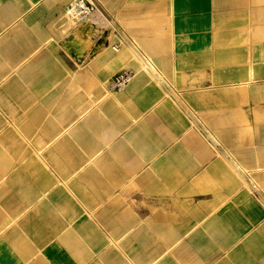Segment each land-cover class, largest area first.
<instances>
[{"label":"crops","instance_id":"obj_1","mask_svg":"<svg viewBox=\"0 0 264 264\" xmlns=\"http://www.w3.org/2000/svg\"><path fill=\"white\" fill-rule=\"evenodd\" d=\"M75 1L0 0V264H264V0Z\"/></svg>","mask_w":264,"mask_h":264},{"label":"built area","instance_id":"obj_2","mask_svg":"<svg viewBox=\"0 0 264 264\" xmlns=\"http://www.w3.org/2000/svg\"><path fill=\"white\" fill-rule=\"evenodd\" d=\"M72 15L77 19L78 28L90 23L92 15L96 12V6L91 0H76L71 8ZM77 28V29H78ZM136 75L132 68H125L115 75L107 84L108 90L112 93L124 91Z\"/></svg>","mask_w":264,"mask_h":264},{"label":"water","instance_id":"obj_3","mask_svg":"<svg viewBox=\"0 0 264 264\" xmlns=\"http://www.w3.org/2000/svg\"><path fill=\"white\" fill-rule=\"evenodd\" d=\"M83 27H84V26H83ZM83 27H79V28H78V32H79V33L81 32V30L83 29ZM74 42H76V36H74V35H70V36L66 39V41L64 42V46H65V48L67 49V51L69 52V54H70L72 57H74V58H76V59H82L84 56L80 57V55H77L74 51L71 50V47L68 46L69 43H74Z\"/></svg>","mask_w":264,"mask_h":264},{"label":"bare ground","instance_id":"obj_4","mask_svg":"<svg viewBox=\"0 0 264 264\" xmlns=\"http://www.w3.org/2000/svg\"><path fill=\"white\" fill-rule=\"evenodd\" d=\"M96 14H97V12H96L95 14H93V16H95ZM97 21L100 22V20H97ZM84 27H85V28H84L85 30H86V27H88V28H90V29H94V26H93L92 24H89V25H86V26L84 25ZM91 31H92V30H91ZM93 32H94V31H93ZM82 33H83V32H82ZM84 33H86V32H84ZM87 33H88V31H87ZM89 34H91V33H89ZM79 36H80V34H79ZM84 36H85V38H86V37L89 38V37H88L89 35H88V36H87V35H84ZM77 37H78V36H77ZM87 38H86V39H87ZM78 39H80V38H78ZM81 40H82V39H81ZM79 43H80V40H79ZM71 44H72V43H69L68 46L71 47V46H72ZM73 44H74V43H73ZM85 44H86V46H85ZM88 45H89V42H88V43L85 42V41H84V42H81V49H82V51H83L84 49H86L87 47L90 46V45H89V46H88ZM94 47H95V46H94ZM76 51H77V50H76ZM76 51H75V53L77 54ZM111 53L113 54V53H115V52L112 50ZM107 57H108V56H107Z\"/></svg>","mask_w":264,"mask_h":264},{"label":"rangeland","instance_id":"obj_5","mask_svg":"<svg viewBox=\"0 0 264 264\" xmlns=\"http://www.w3.org/2000/svg\"><path fill=\"white\" fill-rule=\"evenodd\" d=\"M71 13H72V12H71ZM72 22H73V26H74V25H75V26L78 25V22H77L76 20H73V19H72ZM84 25L86 26V25H89V24L87 23V24H84ZM84 25H82V26H80V27H83ZM71 45H72V44H71ZM86 49H87V48H86ZM84 50H85V49H84ZM84 50H83L82 52H84ZM108 53H111V52H108ZM136 53H137V56H135V58H137V59L141 58L143 61H145L146 65H147L148 67L154 69L153 64H151L150 61H147L142 55H140L138 50H136ZM105 55H106V56H109L110 54H105Z\"/></svg>","mask_w":264,"mask_h":264}]
</instances>
